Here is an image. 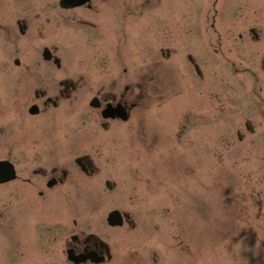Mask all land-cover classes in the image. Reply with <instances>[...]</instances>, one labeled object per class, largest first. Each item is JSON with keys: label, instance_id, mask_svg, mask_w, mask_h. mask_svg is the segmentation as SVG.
Segmentation results:
<instances>
[{"label": "rangeland", "instance_id": "374dc122", "mask_svg": "<svg viewBox=\"0 0 264 264\" xmlns=\"http://www.w3.org/2000/svg\"><path fill=\"white\" fill-rule=\"evenodd\" d=\"M23 5L22 13H49L54 20L50 25L59 32L55 42L66 58L65 72L92 79L124 72L110 44L77 38L74 32L65 35L69 12L59 0H26ZM72 13H92L100 22L95 31L149 29L150 48L141 36L132 50L122 51L130 56L125 63L133 77L154 79L147 83L149 97L140 99L136 109L135 127L118 128L114 136L90 123L81 106L86 94L74 99L69 133L62 134L59 110L54 114L58 144L64 142L73 156L90 153L98 169L86 181L97 193L74 195L89 207L82 204L73 216L69 212V223L79 218L89 226L107 222L115 208L129 212L139 228L118 233L122 249L113 264H154L153 251L158 264H264V0H153L151 10L144 0H100L91 10ZM124 13L145 15L120 17ZM252 26L262 31L260 41L252 39ZM166 46L169 59L162 55ZM111 52L113 63L105 62L107 67L102 59ZM189 54L201 65L202 77ZM107 180L117 187L110 191ZM17 183L0 185V264H66L69 229L57 224L48 229L42 224L36 253L28 244L30 251L21 256L16 236L32 233L27 222L33 218L14 191ZM44 210L46 222H56L53 214L66 216L61 209L53 214Z\"/></svg>", "mask_w": 264, "mask_h": 264}, {"label": "flooded vegetation", "instance_id": "af4514ba", "mask_svg": "<svg viewBox=\"0 0 264 264\" xmlns=\"http://www.w3.org/2000/svg\"><path fill=\"white\" fill-rule=\"evenodd\" d=\"M24 1L26 0H0V49L3 50V56L0 57V161L12 162L17 170V178L8 183L18 182L14 191L24 202L26 214L33 218L32 222L31 219L27 222V228H32V233L28 234H32L33 239L39 243L36 233L39 228H44V225L48 229L56 227L57 224L61 229H69L64 241L66 264H113L122 249L118 233L136 232L139 223L130 216L123 226H113L108 221L83 226L79 218H74L69 223L71 218L57 219L54 216L53 212L57 209L63 210L68 216L72 211V215L73 210L85 204L73 201L75 194H83L84 198L88 192L97 193V189L86 184V181L98 171L90 153L73 156L71 148L64 142L58 144L56 137L59 135H55L60 131L59 121L62 134H67L72 129L74 99L78 100L81 93L86 94L81 106L88 112L90 123H98L106 136H114V131L118 128L132 125L135 127L136 109L140 105V99L149 97L151 92L147 83L154 78L152 75L151 78L133 77L125 63L130 56L122 50H132V44L136 45L141 36L144 37L146 48H150L151 33L149 29L142 33L141 30L135 31L133 27L122 30L120 27L117 30L107 27L95 31L99 29L100 22L92 18V13H72L83 8L91 10L95 2L100 0H83L86 2L82 6L65 9L64 11L69 12L66 13L69 25L66 26L65 35L72 36L69 33L74 32L77 38L82 35L89 40L110 44V51L116 53L117 62L123 61L125 64L121 74H106L100 79H92L88 74L65 72L62 66L63 61L66 63V58L61 57L63 51L55 42L59 39V32H55L50 25L54 20L49 13H22ZM124 1L129 0H122ZM144 1L147 6L152 0ZM125 15L136 18L144 16L145 13H124L120 17ZM73 22L79 26H70ZM255 28L251 27L254 30ZM256 31L261 40L262 31ZM250 33L252 39L257 38L254 32ZM165 39L166 42L167 36ZM167 48L168 46L161 49L164 57L171 56V51ZM23 52L31 56L24 58ZM111 55L112 52L106 53L103 63L112 64ZM261 56L264 69V52ZM107 63L105 65L108 67ZM39 65L46 68L36 69ZM47 68L50 72H44ZM142 81H147L146 88ZM261 98L264 102L263 93ZM94 99L95 104H92ZM34 106L35 109L32 110ZM57 110L59 121H54ZM246 127L254 130L249 121L246 122ZM4 148L7 150H3ZM116 187L117 184L113 186V190ZM44 208L51 209L56 222L43 221L47 216ZM25 235L20 233L21 237ZM152 254L154 264H158L157 251Z\"/></svg>", "mask_w": 264, "mask_h": 264}, {"label": "water", "instance_id": "95a60500", "mask_svg": "<svg viewBox=\"0 0 264 264\" xmlns=\"http://www.w3.org/2000/svg\"><path fill=\"white\" fill-rule=\"evenodd\" d=\"M69 1V3L70 4H73V3H76V1H74V0H64V2H68ZM4 171V167H3V165L2 164H0V181H3V180H6V179H8L9 177H6L5 175V172H4V174L2 173ZM118 213H113L112 215H111V221L113 222V223H115V221L114 220H116L118 217Z\"/></svg>", "mask_w": 264, "mask_h": 264}]
</instances>
